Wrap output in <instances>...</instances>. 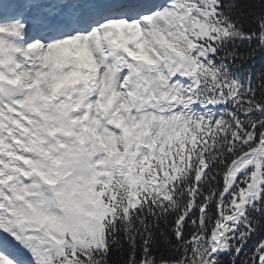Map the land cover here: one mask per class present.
Returning <instances> with one entry per match:
<instances>
[{
    "label": "snow or ice",
    "instance_id": "snow-or-ice-1",
    "mask_svg": "<svg viewBox=\"0 0 264 264\" xmlns=\"http://www.w3.org/2000/svg\"><path fill=\"white\" fill-rule=\"evenodd\" d=\"M225 256L264 264V0H0V264Z\"/></svg>",
    "mask_w": 264,
    "mask_h": 264
},
{
    "label": "trees",
    "instance_id": "trees-1",
    "mask_svg": "<svg viewBox=\"0 0 264 264\" xmlns=\"http://www.w3.org/2000/svg\"><path fill=\"white\" fill-rule=\"evenodd\" d=\"M223 259L225 260V264H230V261H229L228 257L225 256V257H223Z\"/></svg>",
    "mask_w": 264,
    "mask_h": 264
}]
</instances>
